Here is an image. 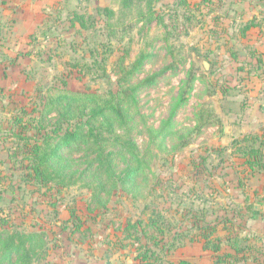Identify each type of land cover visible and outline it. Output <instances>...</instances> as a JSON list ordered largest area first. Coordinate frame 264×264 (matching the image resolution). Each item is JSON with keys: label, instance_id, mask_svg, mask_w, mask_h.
<instances>
[{"label": "rangeland", "instance_id": "1", "mask_svg": "<svg viewBox=\"0 0 264 264\" xmlns=\"http://www.w3.org/2000/svg\"><path fill=\"white\" fill-rule=\"evenodd\" d=\"M105 7L119 11L120 0H0V123L32 108L62 78L74 90L114 87L119 60L131 62L154 41V57L134 79L143 85L128 125L148 167L108 185L96 201L84 187L27 186L20 171L1 163L5 225L47 234L48 255L36 264H150L137 258L148 248L162 260L213 264L214 253L203 248L210 233L221 248L251 246L264 261V175L230 146L264 128V0H155L172 30L171 51L165 37L152 40L165 30L156 22L150 32L139 24L110 39ZM74 12L85 15L87 27L71 25ZM189 72L195 80L169 122ZM183 135L190 144L178 148ZM65 156L87 174L93 156L77 149ZM126 166L120 161L117 173Z\"/></svg>", "mask_w": 264, "mask_h": 264}, {"label": "trees", "instance_id": "2", "mask_svg": "<svg viewBox=\"0 0 264 264\" xmlns=\"http://www.w3.org/2000/svg\"><path fill=\"white\" fill-rule=\"evenodd\" d=\"M154 2L155 0H120L119 11L110 7L100 10L108 37L117 38L121 33L134 30L139 24L141 31L150 32L155 22L161 23L165 30L158 34L153 31L157 35L152 36V40L165 37L168 41L167 49L171 51L169 38L172 30L165 24V16L155 11ZM69 17L72 26H88L84 14L74 12ZM253 24L255 23L251 22ZM152 42L147 40L131 62H126L125 57L119 60L118 78L114 87L104 92L74 90L69 87L68 78H62L44 90L40 101L32 108H22L20 112L1 122L0 144L5 156L0 155V164L8 162L13 170L20 171L21 183L27 186H35L38 190L51 186L84 187L91 191L96 201H101L108 185H120L133 176L142 175L148 163L140 155L128 125L131 108L143 85L136 84L134 79L142 72L146 61L154 57L153 47L148 49ZM84 65L89 69L94 66L87 63ZM74 66L80 64L77 62ZM103 70L106 71L105 67ZM189 74L188 88L181 91L169 122L175 116L176 108L186 101V91L190 90L192 81L195 80V72ZM184 136H179L178 148L190 144L191 140ZM230 146L235 153L245 158L251 169L258 168L257 171L264 175V128L261 133L234 139ZM74 149L84 151L89 157L93 156L85 169V176L83 171L73 170L67 163L65 152ZM120 161L127 166L118 174L116 170ZM3 178L0 177V264H36L48 255L47 234L25 231L19 225H13V228L10 224L5 225L9 220L3 216V213L7 215L3 205L5 195L1 188ZM71 215V221L78 219L74 208ZM132 225L134 227L137 224ZM76 227L80 228L79 222ZM210 235L211 233L204 235L203 248L214 253L213 264H250L252 257L258 260L254 247H242L233 243L232 250H225L219 244L220 238L215 236L213 241ZM263 250L261 246L258 253H263ZM137 258L150 264H193L186 259L177 262L162 260L150 248L140 253ZM151 259L152 262H149ZM258 261L257 264H264V261Z\"/></svg>", "mask_w": 264, "mask_h": 264}, {"label": "water", "instance_id": "3", "mask_svg": "<svg viewBox=\"0 0 264 264\" xmlns=\"http://www.w3.org/2000/svg\"><path fill=\"white\" fill-rule=\"evenodd\" d=\"M198 60H200L201 58L199 56L196 57ZM202 63H203V66L205 68V70H208L209 69V62H207L206 60H202ZM106 264H113L112 261L110 259H108L106 261ZM120 264H123V263H120Z\"/></svg>", "mask_w": 264, "mask_h": 264}, {"label": "crops", "instance_id": "4", "mask_svg": "<svg viewBox=\"0 0 264 264\" xmlns=\"http://www.w3.org/2000/svg\"><path fill=\"white\" fill-rule=\"evenodd\" d=\"M262 237H263V236H262ZM258 241H259V242H263L262 239L260 240V238L258 239ZM263 252H264V250H263Z\"/></svg>", "mask_w": 264, "mask_h": 264}]
</instances>
